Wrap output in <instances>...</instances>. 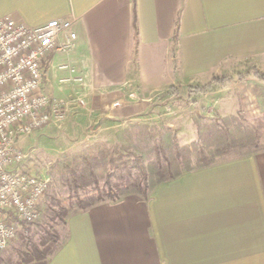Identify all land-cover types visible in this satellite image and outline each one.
I'll return each instance as SVG.
<instances>
[{
	"label": "crops",
	"instance_id": "crops-1",
	"mask_svg": "<svg viewBox=\"0 0 264 264\" xmlns=\"http://www.w3.org/2000/svg\"><path fill=\"white\" fill-rule=\"evenodd\" d=\"M3 16L75 19L76 48L51 55L43 89L85 98L65 123L90 137L160 115L194 136L196 114L264 115V0H0ZM62 63L83 82L61 84ZM47 264H264V152L70 214Z\"/></svg>",
	"mask_w": 264,
	"mask_h": 264
},
{
	"label": "trees",
	"instance_id": "trees-1",
	"mask_svg": "<svg viewBox=\"0 0 264 264\" xmlns=\"http://www.w3.org/2000/svg\"><path fill=\"white\" fill-rule=\"evenodd\" d=\"M255 74L264 78V73ZM193 122L197 137L191 143L182 144L167 124L134 122L117 130L111 142L91 144L56 164L53 177L49 174V190L54 183L76 196L75 202L71 208L57 202L56 209L50 206L56 198L48 190L40 216L18 223V243L12 241L0 251V264H47L65 240L67 217L72 213L131 194L147 198L157 184L183 173L264 152V115L248 120L241 114L213 118L196 114ZM80 191L85 193L83 198ZM58 219L64 224L63 235L51 230Z\"/></svg>",
	"mask_w": 264,
	"mask_h": 264
},
{
	"label": "built area",
	"instance_id": "built-area-1",
	"mask_svg": "<svg viewBox=\"0 0 264 264\" xmlns=\"http://www.w3.org/2000/svg\"><path fill=\"white\" fill-rule=\"evenodd\" d=\"M74 22L53 19L29 25L10 16L0 18V251L16 239L19 222L40 216L51 184L50 176L24 169L27 152L19 147L20 137L60 124L86 105L81 95L59 99L43 89L51 55L76 48ZM58 68L67 72L59 78L61 84L83 82L73 65Z\"/></svg>",
	"mask_w": 264,
	"mask_h": 264
},
{
	"label": "rangeland",
	"instance_id": "rangeland-1",
	"mask_svg": "<svg viewBox=\"0 0 264 264\" xmlns=\"http://www.w3.org/2000/svg\"><path fill=\"white\" fill-rule=\"evenodd\" d=\"M56 86H60V83L58 81L56 82ZM196 90L197 89L195 87H192L187 92L178 93H186V95L188 93H192V95L196 96ZM176 96H179V94H177ZM179 98L180 97H177L176 99L180 101L181 99ZM183 101L184 100L180 101V103ZM247 119L252 120V118ZM65 121L60 124H55L53 125V127L45 126L39 131H34L29 136L20 137L19 147L21 149L24 148L23 150L27 152V157L23 163V167L25 170L43 177H47L49 176V174H51L52 176L51 170L56 164L71 158L77 151L87 149L89 146H91V144L103 141L111 142L115 138V132L123 127L130 126L134 122H145L150 125L166 124V118L162 115L155 117V119H131L124 121V123L120 126L104 128L97 137H90V131L84 128L82 121L74 122L71 120L67 123H65ZM66 126H68L67 129ZM177 136L182 144L191 143L192 141H190L189 139H192L194 141L197 137V135L194 136V133L189 134L188 132H185L183 134H178L177 132ZM186 140L189 141L185 142ZM52 185L53 187L49 190L48 195L55 197L56 202L52 205L48 203V205L50 204V206H53L57 209L58 207L56 206V204L57 202H59L60 206L71 208L72 203L76 200V196H70L67 191H62L59 187L54 186V183ZM86 191L89 194L95 193V191H92L90 189H87ZM84 195V192H79V196H81L82 198L84 197ZM45 202H48V198L45 199ZM52 224V232H58L59 230V233L61 235L64 234V224L62 221L58 219L53 221ZM34 238L37 239L38 235ZM14 243H18L17 237L12 244Z\"/></svg>",
	"mask_w": 264,
	"mask_h": 264
},
{
	"label": "water",
	"instance_id": "water-1",
	"mask_svg": "<svg viewBox=\"0 0 264 264\" xmlns=\"http://www.w3.org/2000/svg\"><path fill=\"white\" fill-rule=\"evenodd\" d=\"M104 120V118H101L94 126V128H97L101 123L102 121Z\"/></svg>",
	"mask_w": 264,
	"mask_h": 264
}]
</instances>
